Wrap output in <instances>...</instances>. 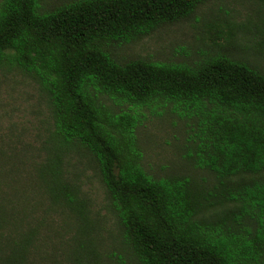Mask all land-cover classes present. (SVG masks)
<instances>
[{"label":"trees","instance_id":"obj_1","mask_svg":"<svg viewBox=\"0 0 264 264\" xmlns=\"http://www.w3.org/2000/svg\"><path fill=\"white\" fill-rule=\"evenodd\" d=\"M41 1L0 0V66L30 75L53 117V158L37 169L49 204L0 189V264H101L86 203L62 168L74 147L96 162L140 264H264V69L222 52L189 65L120 61L111 50L206 0H72L49 11ZM260 11L264 57V0ZM166 103L198 118L188 156L207 173L200 180L142 165V108ZM52 210L70 214L63 260L53 255Z\"/></svg>","mask_w":264,"mask_h":264},{"label":"rangeland","instance_id":"obj_2","mask_svg":"<svg viewBox=\"0 0 264 264\" xmlns=\"http://www.w3.org/2000/svg\"><path fill=\"white\" fill-rule=\"evenodd\" d=\"M69 1L42 0L41 10L49 11ZM260 9L261 0H206L184 18L160 25L135 41L113 45L112 54L120 61L142 58L196 65L222 52L247 58L264 69V57L255 47ZM142 110L137 136L145 170L158 176L206 177L207 173L194 167L188 156L200 134L198 118L180 115L171 103ZM52 158L53 117L47 96L30 75L0 66V189L12 197L24 194L31 201L40 199L47 206L37 169ZM61 160L65 177L86 203L101 264H140L124 237L92 156L74 147L63 152ZM69 215L53 210L49 215L61 233L53 240V255L59 260L71 251L67 246L71 242L64 243L71 234Z\"/></svg>","mask_w":264,"mask_h":264}]
</instances>
